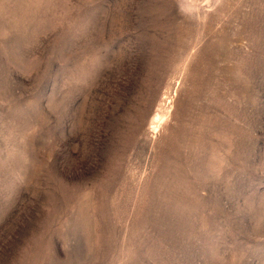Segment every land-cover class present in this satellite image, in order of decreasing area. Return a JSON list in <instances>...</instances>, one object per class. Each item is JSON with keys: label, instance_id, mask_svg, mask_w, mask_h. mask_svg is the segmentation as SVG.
<instances>
[{"label": "rangeland", "instance_id": "374dc122", "mask_svg": "<svg viewBox=\"0 0 264 264\" xmlns=\"http://www.w3.org/2000/svg\"><path fill=\"white\" fill-rule=\"evenodd\" d=\"M0 264H264V0H0Z\"/></svg>", "mask_w": 264, "mask_h": 264}]
</instances>
